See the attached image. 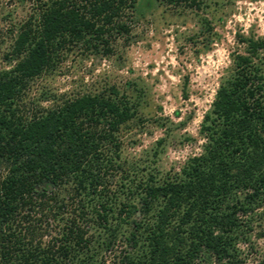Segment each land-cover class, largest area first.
<instances>
[{"label": "trees", "instance_id": "trees-1", "mask_svg": "<svg viewBox=\"0 0 264 264\" xmlns=\"http://www.w3.org/2000/svg\"><path fill=\"white\" fill-rule=\"evenodd\" d=\"M154 1L198 10L203 0ZM137 3L15 0L24 17L7 30L0 68V264H246V251L257 252L262 37L239 35L200 124L201 150L178 170H161L157 149L124 156L139 101L115 86L46 92L45 106L26 97L74 49L111 53Z\"/></svg>", "mask_w": 264, "mask_h": 264}, {"label": "rangeland", "instance_id": "rangeland-1", "mask_svg": "<svg viewBox=\"0 0 264 264\" xmlns=\"http://www.w3.org/2000/svg\"><path fill=\"white\" fill-rule=\"evenodd\" d=\"M15 7V0H0V68L9 67L3 57L10 42L7 30L24 17ZM7 13L11 16L5 20ZM130 25L129 34L112 41L109 54L77 48L67 53L52 73L32 83L26 97L45 106L46 92L76 94L115 86L139 101L131 127L123 132L124 156L157 149V166L178 170L201 150L200 124L239 35L264 39V0H203L198 10L138 0ZM209 25L210 32H204ZM256 242L257 252L246 251V264L263 259L264 237Z\"/></svg>", "mask_w": 264, "mask_h": 264}]
</instances>
